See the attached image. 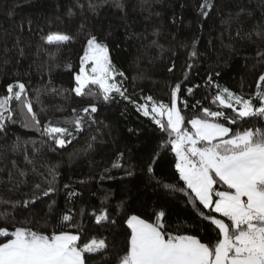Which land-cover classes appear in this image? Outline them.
<instances>
[{"label": "trees", "instance_id": "1", "mask_svg": "<svg viewBox=\"0 0 264 264\" xmlns=\"http://www.w3.org/2000/svg\"><path fill=\"white\" fill-rule=\"evenodd\" d=\"M79 2L85 6L83 9L75 7L77 0H0V96L7 94L9 84L23 82L30 99L34 100L36 90H40V102H34L33 107L41 121H61V126L69 128L72 125L64 121L73 118V108L79 112L90 103L97 106V112L93 114L95 123H86L83 131L65 148L52 150L48 143H40L41 137L36 130L22 126L21 109L13 101L17 123H8L7 133L0 134V198L20 200L35 183L44 179V176L32 173L31 165L25 164L23 148L26 147L28 155L34 156L38 172L46 176L48 168H55L58 173L56 216L72 208L77 213L76 223L82 240L92 236L107 237L110 243L116 244L115 250L120 251L124 247L126 229L123 214L117 215L116 211L121 202L130 206L129 214L151 217L152 221L155 219L153 209L162 207L169 231L203 237L205 230L201 218L188 197L181 192L171 194L157 186L156 180H149L145 172V161L160 143L161 133L156 125L119 96L104 102L98 96L76 97L67 91L74 87V75L79 70L84 48L82 35L58 52L55 59H49L44 50L38 52L43 44L40 37L50 29L75 32L86 20L90 28L102 30L108 36L112 63L126 77L118 79H122L123 87L133 100L142 103L141 97L151 95L168 104L172 88L180 83L184 90L180 99H187L186 114L191 116L197 110L192 108L196 101L210 106L205 96L211 90L204 87L209 74L219 85L233 92L255 93L258 77L264 73V58L256 55L258 50H264V38L256 36L254 29L264 25V0H209L213 7L206 17L200 14L203 0H121L123 10L113 6L110 0L107 3L99 0L101 6L97 13L87 10L88 0ZM69 7L75 13L71 17L67 15ZM240 8H244L245 13L237 21L235 14ZM230 14L232 20L225 24ZM27 20L32 21L31 31L27 23L23 29L20 27ZM238 29L242 31V37H237ZM154 32L159 35H153ZM248 33H252L251 39H248ZM193 41H196L199 55L190 60ZM44 47L55 51L52 46ZM21 48L24 50L22 58L19 55ZM67 63H71V69L66 67ZM189 64H192L191 68ZM217 71L219 76H215ZM52 88L62 90L64 94L56 95L51 92ZM188 88L194 89V95L187 94ZM17 137L22 147L14 152L12 145ZM25 141L36 143L23 144ZM89 144L92 145L90 149ZM33 147L40 151L33 153ZM120 153L123 158L118 160ZM161 157L162 161L154 168L156 179L183 186L175 172L174 154L161 153ZM13 161L18 168L28 172L27 177L21 178L15 172ZM116 162L123 167L114 168ZM129 167L134 173L131 177L126 174ZM10 171L13 173L11 181ZM18 180L25 183L17 186L14 181ZM66 184L68 189L64 188ZM68 191L79 193L71 203L66 195ZM105 198L106 206L120 221L114 232L111 226L96 225L89 215L92 208L101 207ZM49 203L47 197L38 200L30 212L21 210L18 219L32 221L34 229L46 234L52 231L53 225L57 232L62 229L77 234V228L63 226L49 215ZM81 209L85 210L82 217L79 215ZM125 211H128L127 207ZM0 242H6L5 238L0 237Z\"/></svg>", "mask_w": 264, "mask_h": 264}, {"label": "snow or ice", "instance_id": "2", "mask_svg": "<svg viewBox=\"0 0 264 264\" xmlns=\"http://www.w3.org/2000/svg\"><path fill=\"white\" fill-rule=\"evenodd\" d=\"M110 2L123 10L121 0ZM100 6L99 0H88L87 10L97 13ZM75 7L83 9L85 6L77 0ZM212 7L209 0H203L200 5L201 16L206 17ZM244 13L245 9L240 8L235 14L236 20L239 21ZM9 14H12L11 10ZM67 15H75L72 7L68 8ZM231 20L230 14L224 23L230 24ZM24 23L28 24L31 31L32 21L22 22L21 29ZM254 32L256 36L264 38V25H257ZM81 35L84 37L83 55L80 57L79 70L74 75V87L67 91L76 97L98 96L104 102H111L119 96L151 119L161 135L156 150L145 161V172L149 180H156L157 186L171 194L181 192L188 197V202L201 218L205 235L198 237L169 231L166 212L162 207L153 209L155 219L152 221L151 217L129 214L130 206L121 202L116 211L117 215L123 214L126 229L123 233L124 247L120 251L115 250L116 244L110 243L107 237L92 236L82 240L76 223L77 213L72 208L56 216L55 195L58 189L55 185L58 173L55 168H48L46 176L38 172L34 156L30 157L24 147L25 164L31 165L32 173L44 176V179L35 183L20 200L0 198V221H3L0 223V237L6 241L0 242V264H264V73L258 77L255 93L247 94H238L222 87L209 74L204 87L211 90L205 96L210 106L205 107L198 100L192 105L197 110L188 116V101L180 99L184 92L180 83L172 88L168 104L151 95L141 97L144 103L133 100L127 94V88L123 87L122 79H118L126 77L112 63L108 36L102 30L90 28L86 20L75 32L71 29H50L41 35L43 44L38 52L44 50L49 59H55L58 52L78 41ZM153 35L159 33L154 32ZM236 35L242 37V31L238 29ZM247 36L251 39L252 33ZM44 45L54 47L55 51H48ZM191 47L190 60L199 55L196 41ZM19 55L21 58L24 56L23 48ZM256 55L264 58V50H258ZM66 67L71 69V63H67ZM188 67L191 68L192 64ZM215 76H219L218 71ZM51 92L64 94L55 88ZM6 93L0 96V134L7 133L8 123H17L13 101L21 109L22 126L36 130L41 137L40 143H48L52 150L65 148L83 131L86 123L90 125L96 122L93 114L97 112V106L94 103L79 112L73 108V118L64 121L72 125L69 128L61 126V121H41L33 107L34 102H40V90H36L34 100L30 99L25 83L16 81L7 86ZM187 94L194 95V89L188 88ZM58 111L63 109L58 108ZM29 142L33 145L36 143L25 141L23 144ZM21 147L22 142L17 137L12 150L19 151ZM88 147L90 149L92 145ZM39 151L33 147V153ZM168 152L174 154L175 172L183 186L156 179L154 168L158 161H162L161 153ZM122 158L123 153H120L118 160ZM12 166L21 178L27 177L28 172L18 168L15 161ZM113 167L123 165L116 162ZM126 174L129 177L134 175L131 167L126 170ZM12 176L10 171V181ZM14 183L19 186L25 181ZM64 188L68 189L69 185H64ZM66 195L71 203L79 193L68 191ZM45 197L51 201L48 205L49 215L58 219L63 226L77 228V234L62 229L57 232L54 225L52 231L46 234L34 229L32 221L18 219L21 210L30 212L32 206ZM126 207L128 211H125ZM205 209L208 211L205 212ZM84 214L85 210L81 209L79 215L82 217ZM89 215L96 225L111 226L113 232L120 225V221L106 206V198L101 201V207L92 208Z\"/></svg>", "mask_w": 264, "mask_h": 264}, {"label": "rangeland", "instance_id": "3", "mask_svg": "<svg viewBox=\"0 0 264 264\" xmlns=\"http://www.w3.org/2000/svg\"><path fill=\"white\" fill-rule=\"evenodd\" d=\"M142 103H144V101Z\"/></svg>", "mask_w": 264, "mask_h": 264}]
</instances>
